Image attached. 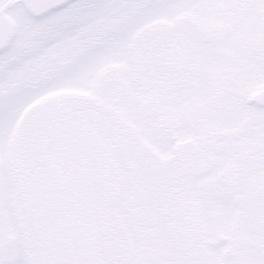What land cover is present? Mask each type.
<instances>
[{
	"label": "snow or ice",
	"instance_id": "snow-or-ice-1",
	"mask_svg": "<svg viewBox=\"0 0 264 264\" xmlns=\"http://www.w3.org/2000/svg\"><path fill=\"white\" fill-rule=\"evenodd\" d=\"M0 264H264V0H0Z\"/></svg>",
	"mask_w": 264,
	"mask_h": 264
}]
</instances>
